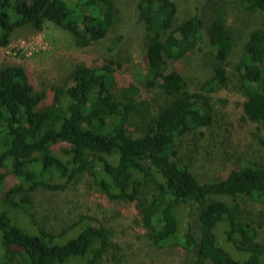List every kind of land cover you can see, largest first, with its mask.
Wrapping results in <instances>:
<instances>
[{
  "label": "trees",
  "instance_id": "1",
  "mask_svg": "<svg viewBox=\"0 0 264 264\" xmlns=\"http://www.w3.org/2000/svg\"><path fill=\"white\" fill-rule=\"evenodd\" d=\"M241 3L246 10L260 12L263 22L245 43L236 66L237 85L229 73L233 34L225 8L219 5L209 28L217 62L214 76L193 91L178 70L165 68L193 52L204 36L197 11L176 23L172 0L136 4L149 41L147 83L167 98L164 104L144 99L132 82L120 86L121 66L112 60L100 67L80 63L66 84L47 91L38 90L20 65L0 69V248L5 264H69L71 258L90 252L88 264L102 260L112 247L111 234L96 220L85 217L59 233L44 226L34 235L14 225L11 216L13 209H29L39 188L66 190L86 173L112 200L135 204L155 245L176 241L194 252L192 264H264V242L241 204L220 200L242 195L264 202V165L249 163L220 179L201 182L177 150L183 136L213 124V95L236 87L246 98L243 117L256 125L264 145V0ZM118 12L113 0H0V48L10 45L16 30L30 27L42 32L50 22L85 49L115 30ZM124 38L115 36L108 50L117 51ZM62 144L67 147L60 154L56 147ZM10 176L15 184L7 187ZM149 184L156 190L150 199L143 193ZM189 201L198 205L199 235L194 236L190 226L177 237L179 211ZM220 223L222 244L234 247L237 259L220 242ZM83 225L69 241L58 242Z\"/></svg>",
  "mask_w": 264,
  "mask_h": 264
},
{
  "label": "rangeland",
  "instance_id": "2",
  "mask_svg": "<svg viewBox=\"0 0 264 264\" xmlns=\"http://www.w3.org/2000/svg\"><path fill=\"white\" fill-rule=\"evenodd\" d=\"M113 1L119 11L120 22L99 43L81 49L75 45L69 33L50 22L45 23L42 32L24 27L14 32L9 46L0 48V69L20 65L26 69L38 90L47 91L53 86L66 84L73 69L80 63L100 67L107 60H112L121 66L117 71L120 86L132 82L139 87L144 99L164 104L167 98L159 89L150 87L147 83L145 56L149 41L145 25L138 20L137 0ZM172 1L177 8L176 23L192 16L196 11L199 12L204 22V36L193 52L179 61L169 62L165 68L178 70L186 77L193 91L200 90L214 76L217 62L209 28L219 5L225 8L226 22L233 34L229 73L233 85H237L236 66L250 32L263 22L261 13L246 10L241 0ZM119 34L125 36L124 43L117 51L110 52L108 45ZM213 97L217 105L213 124L183 136L177 148L181 162L189 166L201 182L220 179L230 169L249 163L264 165V145L259 142L257 127L243 117L242 104L246 100L245 96L236 87L220 90ZM66 147L65 144L57 145L56 150L63 154L62 149ZM7 183V187H10L15 184V179L10 176ZM155 192L152 184L143 188L144 195L149 199ZM220 200L230 204L240 203L243 215L257 228L259 241L264 242V202L242 195L220 197ZM179 215L177 237H182L190 226L194 236L198 237V205L189 201L187 206L181 207ZM11 216L14 225L34 235H39L44 226L59 233L85 217L96 220L97 226L100 224L110 232L112 243V247L97 264H192L195 258L194 252L183 249L176 241L164 247L155 245L140 220L135 204L112 200L95 184L94 177L89 173L66 190L39 188L33 195L31 207L13 209ZM223 224L220 223L216 229L221 244L225 235L223 230L218 233V228ZM84 226L78 228L73 235L71 233L61 237L58 242L66 243ZM222 245L237 259L238 252L231 251L235 250L234 247ZM3 252L0 248V264H5L1 259ZM91 255L92 252L85 257L71 258L69 264H88Z\"/></svg>",
  "mask_w": 264,
  "mask_h": 264
}]
</instances>
